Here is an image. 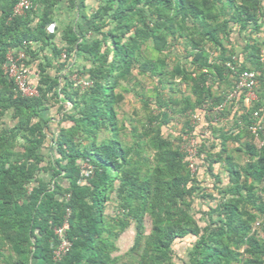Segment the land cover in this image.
<instances>
[{"label":"trees","instance_id":"obj_1","mask_svg":"<svg viewBox=\"0 0 264 264\" xmlns=\"http://www.w3.org/2000/svg\"><path fill=\"white\" fill-rule=\"evenodd\" d=\"M17 1L0 0V264H178L173 244L188 236L181 264H264V142L256 144L264 136L249 129L264 125V42L250 37L240 63L227 45L234 26L260 30L263 0H97L91 14H81L86 27L63 28L61 46L47 27L62 0H31L28 12L12 16ZM78 3L86 7L68 0ZM18 48L36 97L21 96L4 73L8 51ZM228 64L258 74L259 99L246 106L241 93L216 113L235 88ZM134 71L152 81L150 95L137 89ZM74 75L89 85H76ZM127 92L145 112L131 144L121 139L118 118ZM55 106L56 121L48 115ZM203 107L209 133L200 134L196 157L213 192L183 147L194 131L191 116ZM232 110L225 130L222 118ZM8 113L15 121L9 127ZM177 116L184 125L171 139L163 128ZM215 164L222 171L215 173ZM208 199L199 220L194 201ZM64 223L69 247L57 259L62 239L55 230ZM131 225L132 245L116 254Z\"/></svg>","mask_w":264,"mask_h":264},{"label":"rangeland","instance_id":"obj_2","mask_svg":"<svg viewBox=\"0 0 264 264\" xmlns=\"http://www.w3.org/2000/svg\"><path fill=\"white\" fill-rule=\"evenodd\" d=\"M86 5V11L88 14H91L98 6L97 0H85ZM77 9L76 7H72L68 4V0H62L61 3L58 5L56 11H55V20H57L56 24H60L61 31L68 23H73L75 21L77 16ZM61 39V36H58V41ZM60 42V41H59ZM177 50L180 52L182 48L180 46H177ZM32 76L34 81H37V68L36 66L32 67ZM51 73L53 74L54 71L52 70ZM134 75L136 76L135 79L140 82V85L137 87V89L140 92H143L145 94L150 95L152 93L151 89L153 87V83L150 79L139 76L136 74V71H134ZM75 77V76H74ZM77 79L83 80L84 76H77ZM123 86H129L127 83L122 82ZM130 86H133V84H130ZM181 91L185 94H188L189 91L185 85L180 86ZM166 94H169V90H165ZM176 96H181L180 93H175ZM48 115L52 116L54 120L56 121L58 119V113H57V106L51 108L48 111ZM229 115L226 118H222L221 125H223L224 129H230L232 127V120L228 118ZM118 118L120 120V123L124 125V129L121 133V139L128 143H132L133 139V132L138 133L141 131V123L145 120V112L142 109L141 102L139 99L134 95L132 92L124 93V100L119 104L118 107ZM5 124L9 127L12 126L15 121L11 117L10 113H8L4 118ZM53 122V125L55 123ZM205 117L203 122L199 123L196 126L195 132L196 135H194L190 140H188L186 144V150H191L200 143V141L203 139L200 134H204L208 136L209 130L207 128V125L205 124ZM184 125V118L181 117H173L172 121L169 123L167 127L163 128V132L165 136L170 137L171 139L175 138L181 130V128ZM133 127L136 128L135 131H132ZM109 135L107 134H100L99 139H102L104 137H107ZM259 142H256L258 144ZM236 146L232 143L229 144V148H235ZM44 154H49V148L48 143H46V147L43 149ZM235 156L239 159L240 163H244L247 160V157L244 154L235 153ZM193 160V167L192 171L197 174V177L200 181H202V186L208 187V192H213L212 189V182L213 178L211 175H209L206 172L205 164H203L202 160L198 157L192 158ZM222 171V168L220 165L215 164L214 165V172ZM221 177H225V173H220ZM210 200L208 199L205 201L202 200H195L194 201V209L193 213L197 219L200 220L202 217V212L206 209V203H208ZM108 212H111V207L107 208ZM201 225H203V222L199 221ZM146 230L149 231L150 229V220L147 218L146 220ZM134 238V227L131 225L119 238L118 240V252L116 254H123L125 251L129 249V247L133 243ZM193 241V237L188 236L183 239L177 240L173 244V250L175 252V258L174 260L181 264L183 260L187 259V251L190 248V243Z\"/></svg>","mask_w":264,"mask_h":264},{"label":"built area","instance_id":"obj_3","mask_svg":"<svg viewBox=\"0 0 264 264\" xmlns=\"http://www.w3.org/2000/svg\"><path fill=\"white\" fill-rule=\"evenodd\" d=\"M33 4L31 0H18L16 5L13 8L12 16H21L24 15L32 8ZM48 32L54 31V24H49L47 27ZM65 56L63 55V58ZM6 62L3 66L4 73L6 76L13 81L16 86L18 93L27 98H33L38 96V90L36 86L31 82L30 71L27 66L23 64V61L27 59V55L23 48L9 50L6 57ZM236 60V58H234ZM228 66L234 71L236 74V81H235V88L232 92H230L226 99L216 107H214V112L219 113L223 110V108L233 101L235 97H238L241 93L244 94V101L247 105H250L251 102L257 100L256 89L259 85L258 74L255 71L251 70H243L238 72L236 70V66L228 64ZM75 76V77H74ZM73 76V81L76 85H80L81 87H85L89 85V82L86 80L77 79L76 75ZM206 107L198 109L194 114L191 116V122L194 127V131L192 134L185 135L183 138L185 143L183 144L184 150L187 152L189 156L190 168L193 167V160L192 158L196 157L197 154V144L191 150H186V144L188 140H190L194 135H196L195 129L196 126L203 122L204 116L207 113ZM254 118L258 119L260 114L258 111L253 112ZM216 119L215 121H217ZM250 131L257 137L261 132L264 136V125L257 122L252 124L249 127ZM263 141H259L260 144H263ZM87 168L86 174L89 173V166H85ZM66 223L63 226H60L55 230V233L59 238L62 239L58 248L54 251L55 258H60V256L68 249L69 243L63 238L64 229Z\"/></svg>","mask_w":264,"mask_h":264},{"label":"crops","instance_id":"obj_4","mask_svg":"<svg viewBox=\"0 0 264 264\" xmlns=\"http://www.w3.org/2000/svg\"><path fill=\"white\" fill-rule=\"evenodd\" d=\"M76 9H77L78 13H77L75 21H73V24L79 25L81 27H86L88 25V23L86 22L85 19H83L81 17L82 13H87L86 7L84 8L80 5V3H78ZM262 10L264 12V0L262 1ZM56 23H57V20H55V22L53 23L54 24V31L53 32L56 33L54 41H55L56 45L61 46L62 45L61 39L59 40L60 41L59 42L58 36L59 35L61 36L62 31H61V28H58V27H60V24L58 25ZM260 24H261L260 30L259 31H252L251 30L252 32L249 30H245V31L240 32L238 26L233 27V31L230 35L229 43L227 45L229 48L234 50L236 61H238L239 63L244 61V58L247 56V53L245 52V48H246L247 42L250 41V39H249L250 37L254 40H257L261 44H262V42H264V16L260 20ZM30 76H31V73H30ZM257 98L259 99L258 96H257ZM262 101L264 103V97L262 98ZM244 104L246 106H248L245 101H244ZM233 117H234V110H232L230 112L228 118L231 119L233 122ZM256 142H259V141L256 140Z\"/></svg>","mask_w":264,"mask_h":264}]
</instances>
